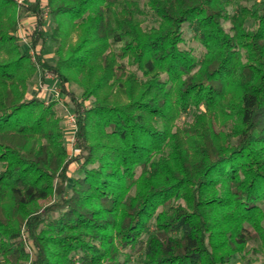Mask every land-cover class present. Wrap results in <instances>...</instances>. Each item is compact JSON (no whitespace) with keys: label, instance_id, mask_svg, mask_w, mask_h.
<instances>
[{"label":"trees","instance_id":"1","mask_svg":"<svg viewBox=\"0 0 264 264\" xmlns=\"http://www.w3.org/2000/svg\"><path fill=\"white\" fill-rule=\"evenodd\" d=\"M40 3L0 0V264L264 255V0H45L31 41L51 39L54 66L15 36ZM39 71L92 99L77 177L57 108L27 98Z\"/></svg>","mask_w":264,"mask_h":264},{"label":"rangeland","instance_id":"2","mask_svg":"<svg viewBox=\"0 0 264 264\" xmlns=\"http://www.w3.org/2000/svg\"><path fill=\"white\" fill-rule=\"evenodd\" d=\"M235 1V5H232L231 8L229 9L230 14H235L236 13V6L237 4H246L248 6H251L252 4H254L255 0H234ZM40 10L38 12H34L32 14H27L26 12L22 13L21 18L23 20L29 18V21L31 23H33L32 26V31H31V39H32V35L35 31V29L37 28V22L39 20H42V15L46 12V7H45V0H40ZM38 3V0H32V2H27L24 6L23 9H31L33 7H35V5ZM22 9V10H23ZM22 12V11H21ZM52 19L51 16H49L48 19H46L45 24H44V29L47 33L51 32V27H52ZM225 28H229V26L231 25V23L229 21H225L224 22ZM35 26V29H34ZM183 37H184V43L182 45V48L185 50H191L193 51V53L196 54L197 57H202L204 54V49L203 47L195 40L194 38V32L191 29V27L189 25H185L184 29H183ZM42 39H39L37 44L38 46L36 47V49L38 50L39 53H36L35 56L38 57V55L43 59L46 60L48 62L49 65L54 66L55 64V59L54 56L52 54V41L51 39H47L46 40V46H45V50L44 53L42 54L40 51V47L39 44H41ZM32 59V58H31ZM50 74V73H49ZM47 74L43 75L40 71L38 72L36 78L34 79V81H32V83L29 86V91L27 94V98L30 99L32 97H37L41 100H43L42 98V90L40 87V82H43V85H47L49 86V84H52V87H56V88H60L61 92H62V98L63 101L59 102V101H52L49 104L45 103V101L43 100L44 104L46 105H55V107L58 110L59 116L62 119V126L64 129V133H65V143H66V147L68 149V153L70 156V159L72 160V165L70 168V173L71 176L77 177L79 175L82 174L81 172V160H74V158L76 157H83L84 154H82L81 150L79 149L78 145H77V137H76V133H75V127L78 130V123L76 124V126H73L69 123L68 121V115L69 113H73L76 115L75 110L77 108V102H83V107L85 106L86 109H89L92 107V99H88V100H83L82 95H81V90L75 86V85H71L68 88H66L67 90L64 91L62 89V86L60 85V83L57 81L56 78H54V80H50ZM51 76H53L51 74ZM75 93V94H73ZM50 97H48L49 99ZM77 116V115H76ZM77 118V117H76ZM190 118H186V121H189ZM75 136V143H76V148H78L80 150L79 153H76L73 155L72 149H71V138L72 136ZM68 187L70 188V184H68ZM48 202L43 203V205L45 206L46 204H48ZM55 216L57 214H54ZM24 241H26V244L28 243V240L26 239V237L24 236ZM253 244H250L249 247L246 249V251L241 255V256H237V258H234V260L232 261V263L230 264H264V255L262 253H255L252 249H253ZM27 251L30 253L31 250L29 249V246L27 245ZM25 264H33L32 263V257L30 255L29 260L25 263Z\"/></svg>","mask_w":264,"mask_h":264},{"label":"built area","instance_id":"3","mask_svg":"<svg viewBox=\"0 0 264 264\" xmlns=\"http://www.w3.org/2000/svg\"><path fill=\"white\" fill-rule=\"evenodd\" d=\"M15 2L20 8H22L23 5H25L27 2H32V0H15ZM49 16H50L49 11L46 8V12L42 15V20L46 21V19H48ZM32 26H33V23H31L29 21V18H27L25 20L21 19V21L18 24L15 36H16L18 42L27 48L28 55L32 58V61L34 63H36V56H35L36 52L32 46V41H31ZM34 29H35V26H34ZM47 75H48L47 78H49L50 80H54L53 76H51L50 74H47ZM39 84H40V87L42 90L41 94H43L42 98L45 101V103L49 104L52 101H59V102L63 101V98H62L63 95H62L60 88H56L54 86L52 87V84H49V86H47V85L45 86V85H43V82H40ZM48 97H50V98L48 99ZM76 117L77 116L73 113H69V115H68V121L73 126H76V124H77V118ZM74 130L76 133L77 132L76 127ZM70 145H71L73 155L80 152V150L78 148H76L74 135L71 138Z\"/></svg>","mask_w":264,"mask_h":264}]
</instances>
